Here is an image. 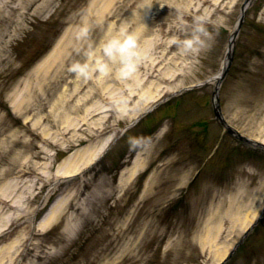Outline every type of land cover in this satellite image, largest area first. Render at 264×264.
<instances>
[{
  "label": "rangeland",
  "instance_id": "obj_1",
  "mask_svg": "<svg viewBox=\"0 0 264 264\" xmlns=\"http://www.w3.org/2000/svg\"><path fill=\"white\" fill-rule=\"evenodd\" d=\"M244 1L211 0L217 12L203 10L200 21L166 37L176 44L165 79L148 80L143 70L138 82L112 91L103 49L124 28L133 31L132 0H113L100 19L89 13L100 0H35L8 17L17 0L0 12V264H219L229 255L264 210V154L224 135L200 165L223 137L206 104L216 85L189 90L121 132L173 91L216 76ZM246 15L220 104L227 123L264 142V0ZM69 36L66 53L39 79ZM74 64H87L93 75L69 71ZM28 89L33 96L23 114L15 101ZM108 99L115 110L96 111H108ZM106 143L108 154L96 163ZM91 153L80 179L62 180L64 163ZM138 156L141 165L129 177ZM22 169L29 175L19 178ZM56 207L54 224L39 230ZM253 232L226 264H264V220Z\"/></svg>",
  "mask_w": 264,
  "mask_h": 264
},
{
  "label": "bare ground",
  "instance_id": "obj_2",
  "mask_svg": "<svg viewBox=\"0 0 264 264\" xmlns=\"http://www.w3.org/2000/svg\"><path fill=\"white\" fill-rule=\"evenodd\" d=\"M17 0H0V12H2L6 7L7 9L9 8V4H12L16 2ZM19 3L18 5H15L14 7L11 8L10 14L8 17H11V15L17 14V11L22 7H29V4L34 3L35 0H18ZM188 0H134V6H135V15H134V24L135 27L133 31L130 28H125L122 30V34L119 37H115L116 39H120L123 41L125 36L129 32H133L130 35H134L136 37V47L135 50H137L138 45H146L143 47L140 51L139 59L135 60V67L134 70L128 71L126 68H124V63L121 61L119 55H115L112 57H109L108 62H106V70L111 71V78H107L108 81H110V85L107 86L106 90H117V88L124 89L125 84L129 85V83H134L138 82V77L140 76L141 71L143 70H148L147 73V79L149 80L150 77L154 76L155 74V79H165L163 77V69L166 66V63L164 64L165 60L167 59L166 57L168 56L169 53H171L175 48V45H171L172 43H169L168 40L165 39L166 36L172 35L174 33H181L186 29V26L189 24V20H196L201 12L203 10L206 11L207 14L215 13L218 11L219 6L218 4H213L211 0H199L198 5L196 3H193L196 0H191V7L192 9H187L184 7V4ZM113 0H100V2H97L96 4L93 5V7L90 9L91 13L96 12L98 15V19L103 17L105 11H107L111 6L113 5ZM197 8H195V7ZM214 6V8H212ZM212 8V9H211ZM249 8V5L245 4L242 12L246 9ZM27 10V9H26ZM154 10H158L155 12L152 16V12ZM241 12V14H242ZM181 15V17H179ZM237 30V26L233 29L232 31V37L231 41L234 39V33ZM110 31H108L107 35H110ZM71 39L70 36L68 37L67 40L61 41L58 46L51 52L49 55L50 57V62L48 63L47 60V65L45 66V69L42 71L43 74L37 73L39 79L44 78L46 80L47 75L49 73V70L51 69L52 65H55L56 61L60 59L61 54L63 55L66 53L68 50ZM230 53V52H229ZM98 54L95 53L94 56ZM105 54V53H104ZM150 57L153 61L151 64L147 65L142 62L143 59H148ZM227 64V60L222 64V68L220 71L216 74V77L214 78V81L220 80L221 79V74L223 70L225 69ZM43 66H41L42 68ZM40 68V69H41ZM39 70V68H38ZM105 70V71H106ZM157 72V73H156ZM93 71L90 69V74L93 75ZM105 79V78H104ZM101 84H97L101 89L104 88L105 86V81L101 80ZM147 82V81H146ZM144 79L141 80L140 85L145 84ZM97 87V88H99ZM96 88V89H97ZM32 90L28 89V91L23 94V96H18L16 101H15V110L21 112L23 114H27L29 112L28 106L29 105L30 99L33 96ZM120 100V99H119ZM106 103L108 102L111 104V108L115 110V106L112 104V102L108 99L105 100ZM121 101V100H120ZM80 102V101H79ZM86 102V100H84ZM117 102H119L117 100ZM118 105V103H117ZM82 106V104L80 105ZM78 107V105H76ZM104 107H98L96 111L100 113H105L107 111L103 110ZM110 113V111H108ZM33 131V129H30ZM28 129V131L30 132ZM35 130V129H34ZM105 147L107 146V143L104 145ZM103 146V147H104ZM94 153V152H93ZM93 153L88 158H83L78 163H64L61 167V171L63 174H67L64 177L71 176L72 172L79 171L81 170L80 167L83 164L87 165L91 162V157L93 156ZM73 156H71L68 161H71ZM91 159V160H90ZM142 162V159L138 156L136 161L134 162V168L131 174L135 173L138 168L140 167ZM131 171V170H130ZM76 172V173H77ZM72 173V174H71ZM19 178H23L24 176L28 175V171L22 169L17 173ZM2 206H4V203H0ZM59 208L56 207L54 210L50 212L49 215H47V218H44L43 223L40 224V230H45L52 226L57 217ZM69 224H66V230L67 232L69 230ZM68 229V230H67ZM68 233V232H67ZM62 243V242H61Z\"/></svg>",
  "mask_w": 264,
  "mask_h": 264
},
{
  "label": "clouds",
  "instance_id": "obj_3",
  "mask_svg": "<svg viewBox=\"0 0 264 264\" xmlns=\"http://www.w3.org/2000/svg\"><path fill=\"white\" fill-rule=\"evenodd\" d=\"M135 47L136 37L134 35H129L123 41L116 38L109 40L104 46V51L110 57L119 55L126 70L132 71L135 67V60L138 58ZM69 71L78 76H87L90 73V68L87 64H74Z\"/></svg>",
  "mask_w": 264,
  "mask_h": 264
}]
</instances>
